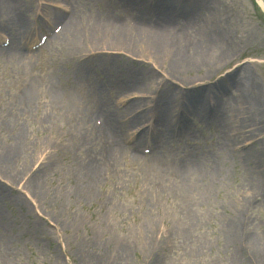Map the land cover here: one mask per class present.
<instances>
[{
    "label": "rangeland",
    "instance_id": "1",
    "mask_svg": "<svg viewBox=\"0 0 264 264\" xmlns=\"http://www.w3.org/2000/svg\"><path fill=\"white\" fill-rule=\"evenodd\" d=\"M17 3V11L0 3V22L14 28L9 17L22 20L28 32L16 35L18 44L27 42L34 25L48 30L68 3L80 33L69 41L59 36L33 56L0 52V264H264V130L257 126L264 120V12L256 0ZM127 13L148 24L173 22L185 47L194 43L185 49L189 56L202 45L200 30L210 26V46L227 58L217 64L211 55L210 72L191 67L172 79L169 59L90 47L84 27L107 26L120 16L129 23ZM174 32L170 27L168 34ZM127 79L139 84V93ZM173 87L180 98L175 109L191 104L189 94L201 88L204 96L225 94V130L235 126L238 140H224L223 128L188 114L192 135L165 144L156 162L145 156L142 149L155 147L154 138L135 142L134 136L165 113L158 96L169 97ZM239 88L248 96H239ZM132 98L145 102L136 128L126 110ZM107 115L119 122L108 124L117 129L118 144L107 142L97 126ZM90 134L93 144L83 139ZM11 153L14 161L7 159ZM198 160L197 169L190 162ZM98 162L107 167L93 191H79L81 171ZM183 166L193 174L188 194L176 183ZM234 218L235 243L228 237Z\"/></svg>",
    "mask_w": 264,
    "mask_h": 264
},
{
    "label": "bare ground",
    "instance_id": "2",
    "mask_svg": "<svg viewBox=\"0 0 264 264\" xmlns=\"http://www.w3.org/2000/svg\"><path fill=\"white\" fill-rule=\"evenodd\" d=\"M130 1H133V0H125V2L127 3H129ZM160 1H163V0H158V2ZM170 1H173V0H170ZM263 1L264 0H257L259 6L264 11ZM0 3L3 5H8V6L10 5L9 7L17 11V5H18L17 0H9L8 4H6L5 0H0ZM11 21L14 22L13 20ZM16 22H17V27H15V30L13 28L10 30L13 32L11 34L12 35H14V33L15 34H25L27 29L25 28V25L22 22V20L18 18ZM115 26L116 28H118L117 31L109 27H106V26L101 28L98 31L96 30L95 27H92V26L84 27L83 30H84V33L86 34L85 36H88L91 38L90 47L97 46L96 50H101L99 49L100 48L99 46L107 50H118V48H121L128 54H131V56H133L134 53L145 54L146 56L150 57L151 60L153 61L163 62L164 59H169L170 63L166 64L167 70H168L167 74H169L172 77V79H177L181 77V74H179L181 73V71L179 70H182V72L184 73L185 71H188L191 67L196 68V69H202L201 67L203 68L205 67V69L210 72L209 58L212 57L211 55H213L214 57L216 56L218 58L216 62L217 64L222 63L227 58V55L216 53L215 49H218L217 46L215 47L210 46L211 38L215 32V30L210 26L209 28L204 27L203 29L200 30L201 31L200 34H202V39H203L201 43L202 45L195 44L194 51L190 56L187 55V52H185V49L188 48L191 43L189 42V45H188V42H187V46L185 47L184 36L182 37V35L180 34L178 30V27L170 22H164L162 24H159L155 28L154 31H149L150 30L149 26L144 25V24H141L139 28L135 31L131 30L130 28L120 23ZM171 26H175V28L177 29V33H174L172 36L168 34V30ZM76 32L80 33V29L75 25V23L73 22L71 18L66 23L65 29L63 30L62 35L63 36L65 35L66 37H68L67 41H69V38L71 40H75L77 37ZM92 36H95L93 38H95L96 40L92 39ZM98 36H100V38H98ZM88 37H86V40L88 39ZM13 47L15 49H21V47L19 46L13 45ZM82 48L83 46H81V44L76 46L77 50H80ZM87 49H89V47H87ZM7 52H12V51H7ZM127 81L131 83L129 79H127ZM152 81H155L154 78ZM152 81L148 84V88H151ZM133 84H134L133 82L130 84L133 90L136 93H139L137 92V89H141L139 84L137 83L135 85L136 87H134ZM249 86H251V84H249L245 88H248ZM178 93H179L178 90H176V88L173 87L172 93L169 94V97L166 96L164 98V102H166L165 113L161 115V118L154 120V124H155L154 126L165 127V132H164L165 136H163L164 142H166V138L176 139L177 137H180L182 135V133L180 132L183 129L184 130L189 129L186 120H182L180 124L178 123V119L183 118L184 114L187 115L188 113H191V114H197L199 116L205 117L208 119V121L210 122L212 126V124L214 123V121L211 120L212 117H210V115H212V111L218 112L219 123L218 122H215V123L218 125L220 124L221 126L220 128H223V131L219 132L223 134L222 135L223 139L226 141H231V140L237 141L238 140L236 138H238L239 135L237 134L238 133L237 129L234 128L235 126L230 127L231 129L225 130L224 124L228 126V124L224 122V119L227 114V109H228L226 103L218 106L219 108L214 106L217 103H213L214 100H212V94L211 95L208 94L204 96L203 94L205 93V88H201L199 91L193 92V95L189 94V99L192 102L190 106L184 103L186 107L182 105V107H178V109L177 108L175 109V105H174L175 102L180 103V100H179L180 98L178 100L175 99V96H177ZM209 93H211V91ZM238 93H239V96L241 97L248 96L243 92L242 88L238 89ZM161 98L163 99V96H161ZM27 99L30 105L31 96H30V99L29 98ZM222 99L223 98H221V101ZM161 101L163 102V100ZM142 103H145V102L143 100H140L139 98H132V100L129 102L127 109L129 110V112H131L133 116V120L131 121V124H130L132 128L141 126L139 125V122H141L142 119H144V117L146 116V114H143L144 110L140 108V106L143 105ZM261 114H262L261 112H257L255 116H259ZM257 126L259 129L264 130V120H260ZM113 132L115 133V135H111V137L113 138V141L116 142L118 140L119 135L117 131L113 130ZM187 132H189V134L192 135L190 130L186 131L185 135ZM139 135L146 136L147 135L146 130L142 129L139 132ZM83 139L84 140L86 139L87 142L90 144H93L94 140H96L94 137V134L85 136ZM134 152L136 154L138 153L136 151ZM15 157H16V153H11L7 155L8 161H13ZM98 164L99 165L90 164L91 167L88 170V172H84L85 181L82 178H80L82 183L79 186V189H78L79 191L88 192V193H91L93 191L94 184H96L100 180L99 179L100 174H102L103 171H105L107 167V166H104L105 163L99 162ZM107 165H109V163H107ZM191 165H195V167L198 169L199 167H201L202 162L198 160L196 161V163L191 162ZM180 170L181 171L178 177L179 181H176V183L181 185L184 189H186V194H188L193 188V185H192L193 174L185 166L180 167ZM6 175L7 174H4V176ZM87 176H90L92 178L90 182L86 180ZM236 221L237 219L234 218V220L230 222V226L228 227V233L230 234L228 237H229V240L233 243H235V240L237 237V234L235 233ZM257 238H258V241L260 242L263 237L259 236ZM1 248H2V244L0 242V249ZM125 256H126V253H125Z\"/></svg>",
    "mask_w": 264,
    "mask_h": 264
}]
</instances>
